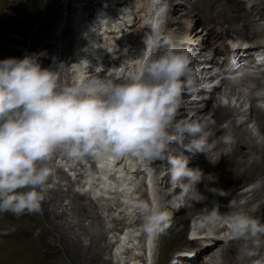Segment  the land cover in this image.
Returning a JSON list of instances; mask_svg holds the SVG:
<instances>
[{"label":"bare ground","instance_id":"1","mask_svg":"<svg viewBox=\"0 0 264 264\" xmlns=\"http://www.w3.org/2000/svg\"><path fill=\"white\" fill-rule=\"evenodd\" d=\"M201 1L204 3L202 10L197 9ZM85 2L90 6L88 11L83 9V4ZM66 3L68 4H66L67 6L64 8V12H62V17L65 19V25L66 23L67 25L69 24L68 27L65 28L70 30L69 33H71L72 36V42L70 44L73 50L71 47L70 49L73 53H71V50L65 48V51L69 52L71 58L69 61H66L68 62V66L65 64L66 66L64 67H67L68 74H72V83L78 82L85 75L95 76L97 72L102 78L112 79L117 83L121 82L119 78L122 73L138 70L142 55L148 54L149 49L146 44V39L149 35L153 37V47L151 48V54L153 56H155L157 42L165 38L171 39L173 44L182 50H188L191 45H193L192 51L189 54L191 60L196 57L195 54L205 56L204 58L198 57V60H193L190 64V67L195 73L198 72L197 70L202 71V73L199 72L200 74L197 76L201 87L194 95L186 93L182 96V105L180 107L183 108V111L180 110L177 112V114L184 115L188 112H193L198 119L194 121L193 118H189L183 122L206 124V131L212 133L209 138L212 140L211 142L221 146L225 145L226 151L221 154L222 156L220 155L216 159H212L207 164V167L201 170V175H207L206 177L204 175L206 178L205 180L209 182L211 186H217V189L220 190L218 193L224 195V198L221 199L222 202L227 197L234 195L235 189L251 183L254 180L258 181L256 186L241 191L236 196L245 197L251 193V197H254L264 190V140H258L256 136L251 135L247 127L249 123H251V127L253 126V117L254 125L258 126L260 135L264 136V110L255 104L256 100H260L264 103V92L261 90V83L263 84L264 80L261 82L258 79L264 78V70H251L254 74L233 72V75L237 76V78L232 79H228L223 75H213L210 71L213 67L218 65V62L213 57L207 56L210 55L212 51H197V49H203L204 34L208 31H213L211 41H216L215 43H217L219 42L217 39L220 38V45L224 44L225 40L235 41L238 47L236 48L238 50L234 49L236 58L242 55V53L246 54L249 50L248 46H252V48L256 47V43L258 48L264 50V42L261 41L262 38H257L258 40L256 41L248 42V39L241 38L240 36H233L234 34L236 36V34L241 33L242 35L255 34L257 37L262 36L264 38V27H257L258 24H255L256 19H254L256 17L255 15L259 17V20L264 19V0H193L192 3L194 6L191 5V7L192 9L195 8V10L193 9L194 11H192L194 20L196 21V17L199 15L198 13L200 11L204 12L202 17H205L207 21L208 19L211 21L208 25H205L208 26L209 29L203 28L205 31L203 32L201 29L194 28V24L190 25L189 22L193 19L191 18L188 21H184V25L187 27L186 30H189V32L187 34L183 33L184 30L182 35H180L178 26H175L174 29H170L172 25L167 27L166 24L172 21V15L170 14V9L167 10V15L163 13V0H67ZM33 12L36 14L35 11ZM184 13L185 12L180 11L178 14L179 18L184 17L186 14ZM48 18L49 17L46 18L44 14L35 31H40L43 25L49 20ZM163 19H165V25H163ZM157 22H159L158 32L152 33L150 26ZM253 25L256 27H250ZM44 26H46V24ZM228 35H230V38ZM198 38H201V41H197ZM79 40L83 41L79 44ZM259 41L262 43L258 44ZM31 42L33 43V41ZM34 45L35 44H33V47ZM242 47L245 50H241L240 48ZM161 50L164 52L165 47L161 48ZM213 50H215V48ZM247 57L252 60L253 54ZM40 58H44V56L39 57L41 61L43 59ZM85 62H90L91 66L88 69L83 67ZM219 67L216 69H219ZM66 77H68V75H66ZM69 77H71V75ZM205 81L207 84L213 81L216 82L207 87L205 86L206 84H204ZM224 98L227 99V104L222 102ZM210 99H212L213 102L208 105V100ZM200 101H204L203 104H200ZM206 106H208L207 112L204 110L206 113L204 111L199 112ZM222 121L226 122L227 125H221ZM227 127L231 130L226 137L227 134L224 133V131L226 130L227 132ZM185 140L188 141L187 139ZM185 140L182 143L176 142L174 144L186 145ZM230 144H232V146L235 144L232 149H229ZM238 144L242 149V152L239 153L236 150V145ZM214 146L215 145H213L211 149H215ZM206 151L207 148H205V151H201L200 154L205 156ZM187 152L188 150L185 149L178 154L182 157L185 156L183 153L187 154ZM197 155L196 162L200 159L198 152ZM58 162H60L58 166L64 167L65 169L62 170L67 171L69 177L72 175L75 176L74 180H76V184L79 188L81 187L82 191H88L89 193L93 192L101 201L104 199L110 200V198L116 196L114 195L111 197L110 194L116 193L122 196V199L119 197L117 198L118 195L116 198L117 200L121 199V204H126L124 210L126 211L128 209V211L124 212V215L129 218L134 214L130 219V226L138 223L139 217H142L139 211H136L137 205H139V199L137 197L141 196L140 185H142V180H138V176L142 172L148 170V167L146 168L148 161H141L131 156L117 160H94L92 158L73 160L64 155ZM142 167L146 169H141ZM227 168L230 170V174H225L224 176V179H227L224 181H221L223 179L222 177L221 179L219 178L220 180L217 179L218 175ZM232 178H235L238 182H233L234 179ZM242 178H245L243 180H248L249 182H243L241 180ZM215 192L216 190L214 188H203L202 181L200 180L199 183H197V189L194 191V199L197 197L198 202L205 204V202H210L218 197V195H215ZM216 202L218 203L219 200ZM222 202L219 204L216 203V205L212 203L210 206L204 208L203 211L201 210L194 220V227L191 225L190 232L197 235L199 234L202 236L201 239H203L198 241L196 247L198 249L188 247L186 249L187 252H177V254H173L172 262L178 261L180 264H188L185 258H183L186 253L196 254V252H198L199 255H203V250L199 252V249L203 247L206 248L208 247L207 245H210L209 248H213V245L214 247H218L222 244L221 239L227 244L225 253L228 254V256L227 258L221 257L220 260H212V264H243L247 261L248 258H241L240 255H237V258L230 253H235L236 249L240 250L244 242L229 239V228H220L213 237L206 233L209 229H212L206 217L213 213L228 214L231 213V210H233V212L234 210L243 211V208H246L251 203V200H246L243 205L234 204L228 209L220 208ZM263 204L264 198L258 205ZM256 213L257 211L253 212V214ZM233 216L235 215L233 214ZM115 217L116 216H112L111 220L117 223L118 219ZM135 217L136 219L132 221ZM216 228L213 229L217 231ZM220 233L221 237L216 235ZM138 234L139 233H134L132 229L126 236H121L120 239L118 236L117 238L115 237L117 240L115 241L113 264H132L138 259L137 263L141 262L140 255L144 250H140L142 249V246L139 245L140 242L135 243V241H133L137 238L139 239ZM182 234L183 231H177L175 236L180 237ZM157 239V232L153 233L148 246H146L147 248H144L145 251L148 249V252H153L152 250L156 249L155 241H157ZM192 239L194 238L190 240ZM145 251L144 253H146ZM257 251V258H261L259 254H264V242H261V240ZM130 255L133 258L129 257ZM218 255L220 258V254ZM258 261L264 264L261 259H258ZM147 263L150 264V259L147 260Z\"/></svg>","mask_w":264,"mask_h":264},{"label":"clouds","instance_id":"2","mask_svg":"<svg viewBox=\"0 0 264 264\" xmlns=\"http://www.w3.org/2000/svg\"><path fill=\"white\" fill-rule=\"evenodd\" d=\"M150 27L158 32L159 22ZM146 44L149 52L142 55L138 70L122 73L119 83L97 72L64 85L51 67L41 66L38 54L0 59V212L41 211L52 175L47 164L57 152L73 160L131 156L151 161L163 159L170 144L185 139L186 150L205 151L207 125L175 120L182 96L201 87L188 51L165 38V51L153 56L151 35ZM250 130L264 140L258 126ZM172 164L173 180H199L187 160ZM137 210L148 234L170 226L168 213L158 207L141 203ZM208 219L215 223L219 217L213 213ZM228 228L229 239L244 242L241 258L258 256L264 223L238 214Z\"/></svg>","mask_w":264,"mask_h":264},{"label":"rangeland","instance_id":"3","mask_svg":"<svg viewBox=\"0 0 264 264\" xmlns=\"http://www.w3.org/2000/svg\"><path fill=\"white\" fill-rule=\"evenodd\" d=\"M66 2L67 0H0V59L8 57L22 58L25 55L38 53L39 57L44 56V58H40L43 59L40 61L42 67H51L53 71L58 74L61 84H72V74H68L66 69L67 67H64L68 64L66 61H69L71 58L69 52L65 51V48L73 50L70 44L72 42V36L71 33H69L70 30L65 28L68 27L69 24L67 25L66 23V26L64 21L65 19L62 17V12H64V8L67 6L66 4H68ZM192 2L193 0H163V13L167 15L166 12L170 9V14L172 15V21L166 24L167 27L172 25L170 26V29H174L175 26H178L180 29V35L183 33L187 34L189 30H186L187 27L184 25V21H188L193 18L192 11H194L195 8H193L194 10L192 9ZM203 7L204 3L201 1V3L197 6V9L202 10ZM33 11H35L36 14H34ZM180 11L186 13H184V17L179 18L178 14ZM44 14L46 18L49 17V22L47 21L45 23L46 26H44V24L40 31H35ZM198 14L199 15L197 16L198 18L196 17V21L194 18L189 21L190 25L194 24V28L196 29H209V27L205 25H208L211 21L209 19L207 21L205 17H202L204 12L200 11ZM255 16V24L259 25H257V27L263 28L264 19L259 20V17H257V15ZM163 21V25H165V19H163ZM250 27L256 26L253 25ZM203 32L205 31L203 30ZM212 34L213 31L205 32L203 39L204 46L202 47L203 49H197V51L211 50L219 56L220 52H218V49L220 46V38L217 39L219 42L215 43L216 41H211ZM228 36L230 38V35ZM233 36H240L245 39L252 38L251 41L262 37H257L255 34L242 35L241 33L236 34V36L234 34ZM31 41H33V43ZM163 41L164 40L160 39L157 42L155 56L163 53V50H161V48H164ZM197 41H201V38H198ZM33 44H35L34 47ZM192 47L193 45H191L190 49L187 50L188 54L192 51ZM214 48L215 50H213ZM72 50L71 53H73ZM195 56L196 57L193 60H198V57H205L198 54H195ZM193 60H191V62ZM256 69L264 70V68L261 67H257L254 70ZM215 70L216 69L213 67L210 72L214 74ZM197 71L196 76H199L202 71ZM246 72L254 74L251 71ZM66 75H68V77H66ZM70 75L71 77H69ZM258 79L261 82L264 80V78ZM214 82L216 81L207 84L205 81L204 84L209 87ZM263 85L264 82L263 84L261 83L262 92H264ZM203 102L204 101H200L199 103L203 104ZM211 102H213L212 99L208 100V105ZM222 102L227 104L228 101L224 98L222 99ZM255 104L264 110L263 102L256 100ZM207 109L208 106L203 107V109L199 112L204 110L206 111ZM180 110L183 111V108L180 107L178 112ZM189 118H193L194 121L198 119L193 112H188L186 115L177 114L175 120L177 122H183ZM253 119L254 118L252 117L254 125ZM221 123L220 124L223 126L227 125L224 121ZM247 127L250 130L251 123H249ZM230 128H226L228 129L227 132L229 131L228 133L226 130L224 131V133L227 134L226 137L230 133ZM250 132L251 135H253L251 130ZM210 135H212V133H209L207 137L206 154L204 156L203 154H200L201 151L198 152L200 159L197 162V152L188 151L187 154L183 153L185 156L182 157L178 154L179 152L185 150V146L189 141L185 140L186 145H177L174 144L176 142H173L170 144L169 150L165 153V157L163 159L157 158L148 161L146 164V168L148 167V170L142 172L138 176V180H142V185H140L141 196L137 197L139 199V204L148 203L153 207H158L161 211L168 213L170 217V226L163 231L157 232L158 239L155 241L156 249H153V252L150 253L148 252V249L146 251L144 249L148 246L153 234H148L143 230V217H139L138 223L130 226V219L134 214H132L129 218L124 215V212H127L128 209L125 211L124 209L126 204H121L122 196L116 193L110 194L111 197L118 195L117 198L119 197L121 199L117 200L116 196H114L113 198H110V200L104 199L101 201V199L96 197L93 192L89 193L88 191H82L81 187L79 188L76 184V180H74L75 176L72 175L69 177L67 171L62 170L65 168L58 166L60 163L58 160L64 157L65 154L57 152L47 164V166L52 170V175L50 176L48 182V190L45 199L42 202L41 211L39 213H24L20 215L10 212H0V264H113L116 244L115 241L117 240V236L120 239L121 236H126L132 229L134 233H139V239L137 238L133 241H135V243L140 242L139 245L142 246V249L140 250H144L146 252L144 253L143 251L141 253V262L137 263L138 259L132 264H148L147 260L149 259L150 264H170L173 261V254H177V252H184L188 247L198 249L196 247L199 240L188 239L191 225L194 227V220L201 210L203 211L204 208L210 206L212 203L216 205L217 200H219L217 204L221 203V199L224 198L222 193H218L220 190L217 189L216 185L211 186V184L205 180L207 175L204 174L205 177L204 175H201V170H203L204 167H207V164L212 159H216L226 151L225 145L221 146L216 143H212V140L209 139ZM213 145H215V149H211ZM234 145L235 144L232 146V144H230L229 149H232ZM239 146V144L236 145L238 153L242 152V149ZM173 160L181 162L187 160V167L189 169L198 170L197 174L199 175V180L195 183L187 177H183L180 180H173L171 176L173 170ZM146 168L142 167L141 169ZM228 169L229 168L223 170L221 172L222 175L220 173L217 179H221L222 177L223 179L221 181L226 180L227 178L224 179L225 174H230V170ZM232 179H234L233 182H238L235 178ZM243 179L245 178L241 179L243 182H249L248 180L246 181ZM200 180L202 181L203 188L208 187L216 190L215 195H218V197L215 198L216 201L214 199L210 202H205L204 204L198 202L197 197L194 199V191L197 189V183H199ZM257 183L258 181L254 180L251 183L235 189L234 195L227 197L220 205V208L228 209L234 204L243 205L245 201L249 199L251 200V203L246 208L249 210H256L261 207L262 209L259 210L260 214L257 216L252 214V217H255V219L262 222V217L260 216L262 210H264V204L260 206H257V204L263 200L264 190L259 192L254 197H251V193L245 197L236 196L241 191H245L256 186ZM246 208H243V211H245ZM136 211L138 210L136 209ZM231 213L232 215H235L233 210H231ZM112 216L117 217H115L118 219L117 223L111 220ZM135 219L136 217L132 221ZM177 231H183V234L180 237H177L175 236ZM260 239L262 240L264 237ZM207 246L208 247L205 246L206 248L203 247L202 249H199V252L203 250V255H199L198 252H196L197 256L189 253V256H193L192 259H194V261L188 264H212V260L215 261L217 258L220 260L221 257L227 258L228 254L225 253L227 244L225 242L224 244H220L218 247H214L213 245V248H209L210 245ZM230 253L236 257L237 255H240L239 249H236L235 253ZM218 254H220V258ZM259 256L263 257L264 255H261L260 253ZM129 257H131V255ZM183 258H185V260L187 259L186 257ZM171 264L180 263H178V261H174Z\"/></svg>","mask_w":264,"mask_h":264},{"label":"water","instance_id":"4","mask_svg":"<svg viewBox=\"0 0 264 264\" xmlns=\"http://www.w3.org/2000/svg\"><path fill=\"white\" fill-rule=\"evenodd\" d=\"M83 8H84L85 10H89V4H88V3H84V4H83ZM79 43H81V40L79 41Z\"/></svg>","mask_w":264,"mask_h":264}]
</instances>
